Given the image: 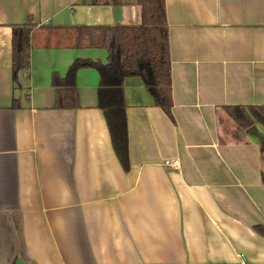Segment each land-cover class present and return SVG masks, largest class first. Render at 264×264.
<instances>
[{
  "label": "crops",
  "instance_id": "1",
  "mask_svg": "<svg viewBox=\"0 0 264 264\" xmlns=\"http://www.w3.org/2000/svg\"><path fill=\"white\" fill-rule=\"evenodd\" d=\"M165 5L172 117L126 79L125 170L98 72L78 71L79 109L55 107L53 76L106 63L97 28L141 24L137 0H0V264H264V128L225 111L264 106V0ZM28 22L14 83L13 26Z\"/></svg>",
  "mask_w": 264,
  "mask_h": 264
},
{
  "label": "trees",
  "instance_id": "2",
  "mask_svg": "<svg viewBox=\"0 0 264 264\" xmlns=\"http://www.w3.org/2000/svg\"><path fill=\"white\" fill-rule=\"evenodd\" d=\"M142 9V22L135 26L99 27L98 48L108 52L106 63L77 60L61 78L53 76L56 88L57 109H79L77 73L82 68L95 69L100 77L97 91V107L103 111L112 145L125 170L129 169L127 104L125 81L139 78L150 93L155 106L172 117V77L168 41V24L165 0H137ZM31 23L13 26L12 74L14 83L21 72L31 64ZM14 106L15 101H14ZM225 111L241 128L258 124L264 128V106L226 107ZM255 231L264 238V227Z\"/></svg>",
  "mask_w": 264,
  "mask_h": 264
},
{
  "label": "built area",
  "instance_id": "3",
  "mask_svg": "<svg viewBox=\"0 0 264 264\" xmlns=\"http://www.w3.org/2000/svg\"><path fill=\"white\" fill-rule=\"evenodd\" d=\"M165 165L169 168H177L178 166V160H174V161H166Z\"/></svg>",
  "mask_w": 264,
  "mask_h": 264
}]
</instances>
